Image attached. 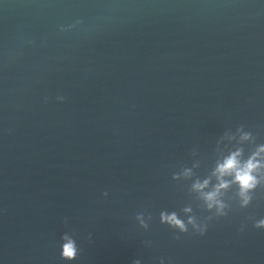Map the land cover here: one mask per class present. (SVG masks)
<instances>
[{"label": "water", "instance_id": "water-1", "mask_svg": "<svg viewBox=\"0 0 264 264\" xmlns=\"http://www.w3.org/2000/svg\"><path fill=\"white\" fill-rule=\"evenodd\" d=\"M262 148L264 0H0V264H264Z\"/></svg>", "mask_w": 264, "mask_h": 264}, {"label": "clouds", "instance_id": "clouds-1", "mask_svg": "<svg viewBox=\"0 0 264 264\" xmlns=\"http://www.w3.org/2000/svg\"><path fill=\"white\" fill-rule=\"evenodd\" d=\"M260 151H264L262 148ZM239 153L232 154L229 158H227L222 164H220L217 168L218 178L220 179V183L217 185L216 190L210 193L205 194V198L209 201V207H212V203L216 201V196L220 189L226 188L228 184L224 182L223 177L227 174L235 173V181L240 184L241 195L243 196L249 189L253 188L257 183L256 177L253 175V172L260 167V165L256 162L255 156L249 159L245 164L241 165L239 160L237 159ZM208 181H204L203 184H197L195 187L197 189H202L206 187ZM245 203H247V197L245 196ZM168 219L183 228V223L175 217V215L168 217ZM74 249L69 246L66 248L65 255L68 257H72L74 255Z\"/></svg>", "mask_w": 264, "mask_h": 264}]
</instances>
